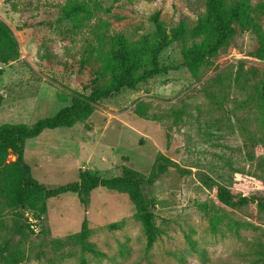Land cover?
Segmentation results:
<instances>
[{
    "label": "rangeland",
    "instance_id": "1",
    "mask_svg": "<svg viewBox=\"0 0 264 264\" xmlns=\"http://www.w3.org/2000/svg\"><path fill=\"white\" fill-rule=\"evenodd\" d=\"M249 1L263 7L257 27L229 37L199 78L183 51L205 37L171 40L159 73L101 98L86 122L25 142L33 179L48 187L78 181L80 169L108 178L123 166L148 174L159 155L185 169L171 167L143 188L155 204L154 245L146 248L128 195L98 187L87 206L76 193L48 199L41 217L0 200V264L15 257L19 264H264V124L251 83L237 76L241 62L264 67L254 55L258 30L264 35V0ZM74 5L82 9L68 13ZM204 11L205 0H0V19L20 44L19 58L1 66L0 126L32 124L71 105L74 92L90 94L95 59L121 35L140 46L145 37L154 41L156 13L169 29L195 23ZM218 185L248 201L227 204ZM84 219L103 256L53 244L77 233Z\"/></svg>",
    "mask_w": 264,
    "mask_h": 264
},
{
    "label": "trees",
    "instance_id": "2",
    "mask_svg": "<svg viewBox=\"0 0 264 264\" xmlns=\"http://www.w3.org/2000/svg\"><path fill=\"white\" fill-rule=\"evenodd\" d=\"M74 5L68 13L81 10ZM262 5L253 6L249 0H205V11L193 24L180 21L177 25L166 28L156 13L154 41L145 37L143 45L129 41L121 35L108 53L96 58L98 69L95 71L94 87L90 94L74 92L71 105L62 108L55 115L41 118L32 124H3L0 126V200L12 208H26L37 217L47 210V200L66 193H76L81 204L87 206L90 193L98 187L124 192L135 206V218L141 223L146 236V248H151L158 239L159 229L155 225V204L147 200L143 188L154 184L171 167L185 171L176 162L164 155H159L148 174L123 166L121 174L102 177L89 170L80 169L79 180L52 187L35 181L31 167L24 161V146L28 139L39 136L45 130L72 127L78 122H86L94 112L98 101L124 87L134 88L146 77L160 72L159 55L171 40L179 41L189 38L205 37L203 43L183 51L186 66L195 78H199L210 61L217 55L219 48L239 29L256 28L258 17L262 14ZM259 35V46L254 52L258 59H264V35ZM20 56V44L11 28L0 19V73L2 65L15 61ZM239 78L251 83V101L255 102L264 124V67L245 68L240 63L237 72ZM137 113L146 117L147 112L138 108ZM264 148V144H263ZM200 179L207 185L215 182L204 176ZM218 196L227 204L245 203L247 197L236 200L235 196L224 186L218 185ZM258 206L264 210V197L258 199ZM30 228V223L27 224ZM111 229H119L120 223H112ZM20 233L22 229L18 230ZM92 229L84 219L80 230L66 239L55 240L56 248H64L71 243L79 245L82 253L103 256L97 246L89 242ZM21 258L12 259V264H19ZM80 264H89L85 259Z\"/></svg>",
    "mask_w": 264,
    "mask_h": 264
}]
</instances>
